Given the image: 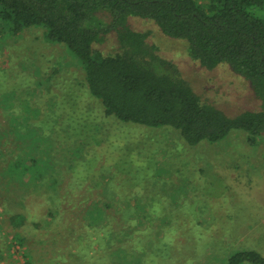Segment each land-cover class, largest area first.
<instances>
[{
  "label": "rangeland",
  "instance_id": "374dc122",
  "mask_svg": "<svg viewBox=\"0 0 264 264\" xmlns=\"http://www.w3.org/2000/svg\"><path fill=\"white\" fill-rule=\"evenodd\" d=\"M249 12L264 18V5ZM128 26L146 34L203 102L230 117L258 110L249 83L227 65L204 69L183 41L150 21L131 18ZM98 47L114 49V36ZM257 141L250 147L244 132L232 131L217 144L190 147L174 130L120 123L41 29L1 31L0 264H227L242 251L264 257V135ZM90 208L104 213L103 225L87 224Z\"/></svg>",
  "mask_w": 264,
  "mask_h": 264
},
{
  "label": "trees",
  "instance_id": "16d2710c",
  "mask_svg": "<svg viewBox=\"0 0 264 264\" xmlns=\"http://www.w3.org/2000/svg\"><path fill=\"white\" fill-rule=\"evenodd\" d=\"M263 5L264 0H0V32L41 29L44 42L62 46L80 67L88 94L104 114L120 123L174 130L190 147L217 144L241 131L255 147L264 135V18L249 9ZM131 18L183 41L188 57L206 70L227 65L249 83L258 110L230 117L203 102L177 67L147 43L146 34L129 28ZM111 34L115 48L104 52L98 46ZM118 160L113 166L119 169ZM36 173L40 178V170ZM101 190L106 195V187ZM85 217L92 228L103 225L98 208ZM227 261L264 264V257L242 251Z\"/></svg>",
  "mask_w": 264,
  "mask_h": 264
}]
</instances>
